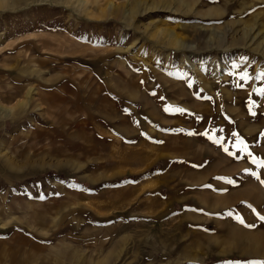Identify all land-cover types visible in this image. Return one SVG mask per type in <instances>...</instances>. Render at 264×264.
<instances>
[{"label":"rangeland","instance_id":"374dc122","mask_svg":"<svg viewBox=\"0 0 264 264\" xmlns=\"http://www.w3.org/2000/svg\"><path fill=\"white\" fill-rule=\"evenodd\" d=\"M261 73L264 0H0V264L264 261Z\"/></svg>","mask_w":264,"mask_h":264},{"label":"snow or ice","instance_id":"6c2138e0","mask_svg":"<svg viewBox=\"0 0 264 264\" xmlns=\"http://www.w3.org/2000/svg\"><path fill=\"white\" fill-rule=\"evenodd\" d=\"M258 79L264 80V73H261L259 77H257ZM242 80H247L249 79V77L247 75H243L241 76ZM191 87V85H189ZM241 86V85H238ZM258 95H260L261 97H264V88H260L256 90ZM207 99H211L210 97H205ZM254 103V102H253ZM165 111H169L168 108L165 109ZM176 111H179L181 113H183L185 110L184 109H176ZM190 134H194V133H190ZM201 135H204L206 137H208V139L212 140L213 143H215L218 146H221L223 148V151L228 153L229 155H233L235 156V152H229V148L227 146L224 145V139L223 138H214L213 136H210L207 132L202 133ZM234 136H238V134L233 133ZM241 147L239 149H237L238 151H244L246 152V154L251 157V163L257 165V167L259 168H264V160H259L256 157H254L252 155V153L250 151L247 150V146L245 144V142L241 139L239 141ZM233 147H235V144L233 145ZM242 158V157H240ZM245 171H248L247 169ZM252 176H254L257 180H260V175L257 172H251L250 173ZM227 182L229 183H233V181L228 180ZM261 184H264V180H260ZM251 207V206H249ZM255 211V210H253ZM257 218L260 219L261 221H264V215H260L258 212L256 213ZM239 222L240 223H244L243 218H239ZM246 227H254V225H245ZM249 264H264V261H251L249 262Z\"/></svg>","mask_w":264,"mask_h":264},{"label":"crops","instance_id":"0c3cea01","mask_svg":"<svg viewBox=\"0 0 264 264\" xmlns=\"http://www.w3.org/2000/svg\"><path fill=\"white\" fill-rule=\"evenodd\" d=\"M213 157V156H212ZM213 159H214V161L213 162H207L206 164H209V165H214L215 163H217V162H219V160H222V157H213ZM226 160H227V164L225 165V166H227V165H229L228 167H232V165L234 164V162L235 161H232L231 162V160H232V157H226L225 158ZM222 163V162H221ZM228 167H223V166H219V169L221 170V171H223V169H228ZM214 168H212V172L213 171H215V170H213ZM219 169H217V170H219ZM219 170V171H220ZM246 180V179H245ZM245 180H244V176L243 177H241V179H240V182L237 184V186H236V189L237 190H239V189H242V188H244L245 187ZM249 181H253V180H248V182ZM242 182V183H241ZM253 182H255V181H253ZM255 183H257V182H255Z\"/></svg>","mask_w":264,"mask_h":264},{"label":"bare ground","instance_id":"6f19581e","mask_svg":"<svg viewBox=\"0 0 264 264\" xmlns=\"http://www.w3.org/2000/svg\"><path fill=\"white\" fill-rule=\"evenodd\" d=\"M0 109H1V106H0ZM8 112V111H7ZM260 238V237H259ZM258 239V238H257ZM260 240V239H259ZM256 241V240H255ZM258 241V240H257ZM261 241V240H260ZM258 244V243H257Z\"/></svg>","mask_w":264,"mask_h":264}]
</instances>
